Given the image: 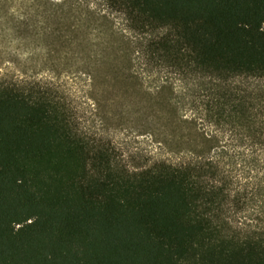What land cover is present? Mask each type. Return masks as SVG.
<instances>
[{
	"label": "trees",
	"instance_id": "trees-1",
	"mask_svg": "<svg viewBox=\"0 0 264 264\" xmlns=\"http://www.w3.org/2000/svg\"><path fill=\"white\" fill-rule=\"evenodd\" d=\"M0 264H264V0H0Z\"/></svg>",
	"mask_w": 264,
	"mask_h": 264
},
{
	"label": "rangeland",
	"instance_id": "rangeland-1",
	"mask_svg": "<svg viewBox=\"0 0 264 264\" xmlns=\"http://www.w3.org/2000/svg\"><path fill=\"white\" fill-rule=\"evenodd\" d=\"M111 91L109 97L118 100L119 96ZM107 131L120 146L124 153L128 154L134 161L141 160L153 148V143L148 139L146 134H138L136 130L117 126L114 122L107 125Z\"/></svg>",
	"mask_w": 264,
	"mask_h": 264
}]
</instances>
